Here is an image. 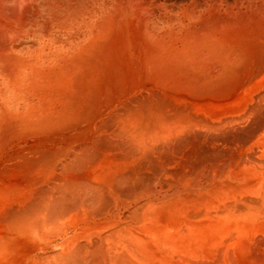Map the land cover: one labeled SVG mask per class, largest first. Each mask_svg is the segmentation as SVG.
<instances>
[{
  "label": "bare ground",
  "instance_id": "6f19581e",
  "mask_svg": "<svg viewBox=\"0 0 264 264\" xmlns=\"http://www.w3.org/2000/svg\"><path fill=\"white\" fill-rule=\"evenodd\" d=\"M0 264H264V0H0Z\"/></svg>",
  "mask_w": 264,
  "mask_h": 264
},
{
  "label": "rangeland",
  "instance_id": "374dc122",
  "mask_svg": "<svg viewBox=\"0 0 264 264\" xmlns=\"http://www.w3.org/2000/svg\"><path fill=\"white\" fill-rule=\"evenodd\" d=\"M206 151H207V150H202V151H199V153H200V152H204V154H205V153H207ZM202 155H203V154H202Z\"/></svg>",
  "mask_w": 264,
  "mask_h": 264
}]
</instances>
